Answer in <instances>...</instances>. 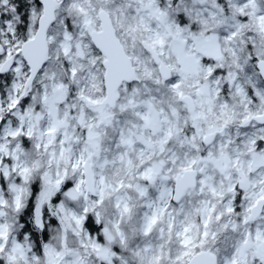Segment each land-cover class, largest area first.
Returning <instances> with one entry per match:
<instances>
[{
  "label": "snow or ice",
  "instance_id": "obj_1",
  "mask_svg": "<svg viewBox=\"0 0 264 264\" xmlns=\"http://www.w3.org/2000/svg\"><path fill=\"white\" fill-rule=\"evenodd\" d=\"M0 264H264V0H0Z\"/></svg>",
  "mask_w": 264,
  "mask_h": 264
}]
</instances>
